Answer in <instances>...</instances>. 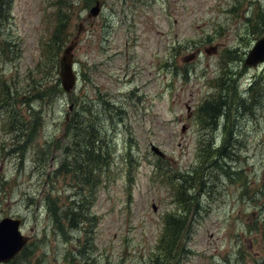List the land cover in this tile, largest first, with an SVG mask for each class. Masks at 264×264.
<instances>
[{
    "label": "rangeland",
    "instance_id": "1",
    "mask_svg": "<svg viewBox=\"0 0 264 264\" xmlns=\"http://www.w3.org/2000/svg\"><path fill=\"white\" fill-rule=\"evenodd\" d=\"M1 1L0 219L22 218L30 236L8 264L150 263L164 235L173 241L165 229L166 215L180 210L174 181L198 163L204 206L172 264H264V62L245 65L264 35V0ZM99 1L101 12L90 16ZM73 40L79 79L68 93L60 58ZM228 80L229 100L243 99L246 109L230 105L229 118L210 130L199 105L219 99ZM89 103L99 111L97 143L110 152L111 172L94 192L90 220L70 228L71 194L89 188L57 170L82 154L67 120L90 116ZM11 104L31 127H16ZM231 129L232 156L215 163L216 151L204 162L208 144L220 147Z\"/></svg>",
    "mask_w": 264,
    "mask_h": 264
},
{
    "label": "trees",
    "instance_id": "2",
    "mask_svg": "<svg viewBox=\"0 0 264 264\" xmlns=\"http://www.w3.org/2000/svg\"><path fill=\"white\" fill-rule=\"evenodd\" d=\"M260 78L261 81L264 80L263 75ZM0 80L3 81L1 75ZM230 81L231 80H228L222 84L224 87L219 99L214 98L212 100H206L199 107V112H201L204 118H209V120L213 122V129H210L209 127L207 129L216 130L218 121H220L223 117L229 118L230 105H233L234 111L236 112L246 109V104L244 105L243 99L240 98L237 104H234L231 100H229V92L227 91L229 90V85L231 83ZM250 89L252 90V88ZM41 93L45 94L46 90L41 91ZM91 105L92 104L90 103L85 104V106L88 108V112L91 114L90 116L87 117L80 114V116H78V118L76 119L73 115L71 117H68L66 135H68L69 137L71 131L75 130L76 132H74L73 134L74 136L79 138L78 141L80 142V145L84 147V149L82 151V154H80V152L77 150V158L75 160H69L68 158V161L62 162L59 170H57V172L62 170L67 174H72L74 178L77 177L79 181L81 179L83 183L86 184L89 188L87 189L89 193H87L86 191L81 196L77 192H73L71 194L69 207L65 211L67 226L70 228H78L80 227V224L90 220L89 215L92 213L91 211L89 212V209L93 205L92 199L94 196V192H96L100 184L103 182L102 175H106L108 177L111 172L109 162L110 152L108 150H103L99 143H97L98 137L101 138L102 136L98 121H96L97 119H99V111H93L94 106ZM103 105H105V107L109 108V110L111 111L110 107L112 104L109 101H104ZM9 109L10 116L12 117V121L16 125V127L19 128L20 125H22L19 130H21L23 126L31 127L30 124L28 125L27 120H24L22 123L20 122L18 115L19 113L12 104L10 105ZM75 115H77V113H75ZM234 115H236L235 112ZM89 119L93 120L94 122H90ZM32 134L33 131L30 133V137L32 136ZM223 136L224 143L220 147H213L209 143L208 147L205 148V158L203 160L204 162L209 161L216 151H220V155L217 158L213 159L215 163H217L220 159H226L228 156H232V149L230 150V141L233 137L232 129L231 131L227 132L226 135L223 134ZM16 143L17 148H21L22 146H24L21 145V142L19 141ZM66 148L67 153L72 150L69 145H67ZM74 149H77L76 146L74 147ZM67 157L68 156H66V160ZM44 173H46L45 170ZM52 174H54V172H52L51 175ZM204 177L205 174L203 173V167L201 163H198L196 166L192 165V168L190 170H186L185 173L181 172L180 176L175 181L173 180L176 187L177 201L179 203L180 210L175 215H166L168 226L165 229L167 233H170L171 231V233L173 234V241L172 243L167 242L165 238L166 235H164L163 239L160 240V245L158 246L159 253H155L151 258L150 263L148 264H172L174 262L175 250L178 249L180 236L183 234H188L193 222L196 220L197 215L200 216L201 209L204 206L199 200V194L203 191V188L206 185V179ZM73 184L74 183H72L71 185ZM83 188L84 186L82 185L81 189L83 190ZM52 203L55 204L54 198H48L47 206L49 215L55 225H61L59 223L58 217L59 211L56 210V205L51 206ZM62 226L65 228L64 223H62ZM92 226L93 224L89 225V230L87 232L91 231ZM27 246L14 260L11 261L12 263H16L21 255L26 252ZM29 253L30 251L26 253V256H28ZM87 259L89 260L90 257H88Z\"/></svg>",
    "mask_w": 264,
    "mask_h": 264
},
{
    "label": "water",
    "instance_id": "3",
    "mask_svg": "<svg viewBox=\"0 0 264 264\" xmlns=\"http://www.w3.org/2000/svg\"><path fill=\"white\" fill-rule=\"evenodd\" d=\"M1 1V0H0ZM100 2V1H99ZM90 10V16H98L101 12V2ZM81 28L79 27L80 33ZM77 38V37H76ZM77 41L73 40L63 51L60 58V77L61 85L64 91L71 93L78 83V77L74 69L73 50ZM187 58L186 60H189ZM264 62V36L259 38L253 48L248 53L245 65L257 66ZM72 109V106H70ZM152 149L162 157H165L157 146L153 145ZM22 220L20 218L4 217L0 220V264L7 263L26 246L29 237L23 234L20 229Z\"/></svg>",
    "mask_w": 264,
    "mask_h": 264
}]
</instances>
